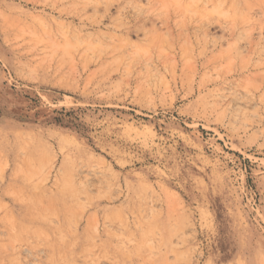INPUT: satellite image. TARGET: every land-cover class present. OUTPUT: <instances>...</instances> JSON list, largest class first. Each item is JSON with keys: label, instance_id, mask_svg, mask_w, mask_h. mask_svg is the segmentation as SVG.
Masks as SVG:
<instances>
[{"label": "rangeland", "instance_id": "obj_1", "mask_svg": "<svg viewBox=\"0 0 264 264\" xmlns=\"http://www.w3.org/2000/svg\"><path fill=\"white\" fill-rule=\"evenodd\" d=\"M0 264H264V0H0Z\"/></svg>", "mask_w": 264, "mask_h": 264}, {"label": "bare ground", "instance_id": "obj_2", "mask_svg": "<svg viewBox=\"0 0 264 264\" xmlns=\"http://www.w3.org/2000/svg\"><path fill=\"white\" fill-rule=\"evenodd\" d=\"M65 183V182H64ZM65 185H66V183H65Z\"/></svg>", "mask_w": 264, "mask_h": 264}]
</instances>
